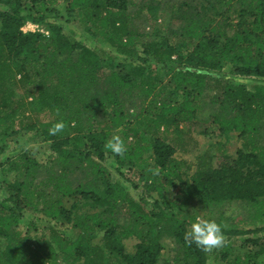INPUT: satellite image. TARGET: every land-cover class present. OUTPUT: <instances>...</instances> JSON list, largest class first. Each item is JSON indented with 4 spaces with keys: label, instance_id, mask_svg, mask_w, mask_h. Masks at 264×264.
<instances>
[{
    "label": "trees",
    "instance_id": "16d2710c",
    "mask_svg": "<svg viewBox=\"0 0 264 264\" xmlns=\"http://www.w3.org/2000/svg\"><path fill=\"white\" fill-rule=\"evenodd\" d=\"M0 4V154L20 133L50 143L45 162L25 148L0 165L13 175L0 200V264H264V237L251 235L259 228L207 215L243 203L264 219V0H176L168 30L151 35L139 28L145 12H159L151 1ZM64 14L109 50L71 38ZM227 65L257 81L229 77ZM207 110L242 146L218 166L199 156L191 173L175 154ZM113 136L122 154L106 146ZM124 181L145 188L138 200ZM39 217L50 219L48 233L34 234ZM196 217L243 238L211 252L185 239Z\"/></svg>",
    "mask_w": 264,
    "mask_h": 264
},
{
    "label": "rangeland",
    "instance_id": "374dc122",
    "mask_svg": "<svg viewBox=\"0 0 264 264\" xmlns=\"http://www.w3.org/2000/svg\"><path fill=\"white\" fill-rule=\"evenodd\" d=\"M136 3H140L142 0H133ZM145 1H151L156 5L160 6L159 12L157 13L156 18H149L146 12L143 14L142 18H139V28L146 34L151 35L152 32L155 30L160 31V33H164L168 30V27L170 26V22L172 21V9L173 4L176 2V0H145ZM2 4H0V9L2 8ZM136 9V8H134ZM60 22L63 24L65 31L68 33V35L73 39H79L85 42L88 46L94 48V49H108L104 45V42L100 39H95L89 36L87 33H85L82 29L81 24L76 19H70L68 20V16L64 14ZM24 31H36L41 30L43 32H46L45 27H39L37 24L33 23H27L23 27ZM119 59H122L121 55H118ZM223 73L227 74L229 77H232L233 79H243L245 82H247L249 85L255 83L257 81L254 77H241L239 75H236L233 73L231 69V65H227L223 69ZM208 110L205 112L203 117V122L198 123L195 126V130L187 134V148L188 150L186 152H180L178 151L175 154V157L177 159H180L182 161H186L187 164L190 166L191 173L195 169V164L199 156H204L205 161L211 163L212 165L218 166L222 162L226 161V158L230 155H234L235 151L242 146V139L238 136L237 132H231L229 134H223L220 132L218 126L210 123L208 118ZM186 128V127H184ZM25 148H28L31 150L32 154L41 162H45L47 159V156L50 152V143L49 142H40V141H30L28 139V136L25 134H18L13 137H11L8 140V146L5 149V152L3 154H0V165L6 161L9 157L15 156L19 153V151L24 150ZM107 166L111 167V170L113 171L114 175L119 177L117 172L114 171V164L115 161L113 157H108L106 160ZM13 175H7L3 173L2 168L0 166V200L3 199L8 195L7 191V182L12 179ZM123 184L126 186V188L131 192V194L135 197L136 200L139 199V197L144 193L145 188L139 187L135 188L132 186L129 182H123ZM148 196V200L150 202L153 201V198L150 197V195L146 194ZM208 216H212L215 218H220L223 223L228 224L230 227L238 228V229H255L259 228V232L252 233L251 235L256 236H262L264 237V219H258L257 221H254V214L253 211L246 206L243 203H233L230 205H226L223 208L215 211L214 213H208ZM207 216V217H208ZM128 218L127 215H123L122 220H126ZM203 220V218H201ZM39 223V231L34 234L42 235L43 233H48V223L50 221L49 218L45 217H39L37 218ZM243 238V236H233L231 238L223 236V240L220 245L211 246L210 250L211 252L217 251L222 247L223 243H226L227 241H231L233 239L239 241ZM101 235L99 234L96 237V241H100ZM126 243L128 249L130 251H133L135 248L136 243L138 242V239L135 237L127 238L124 240ZM4 240L0 239V249L3 248ZM239 245V244H238ZM166 253L168 255L172 254V250H174L177 246L175 242H173L171 239H168L166 242ZM238 246L234 248L235 252H244V249H242ZM233 257V256H232ZM111 264H116L114 259H112ZM209 264H227L225 261H223L220 257H217L216 259L209 262Z\"/></svg>",
    "mask_w": 264,
    "mask_h": 264
},
{
    "label": "clouds",
    "instance_id": "9594fccd",
    "mask_svg": "<svg viewBox=\"0 0 264 264\" xmlns=\"http://www.w3.org/2000/svg\"><path fill=\"white\" fill-rule=\"evenodd\" d=\"M62 127L63 124L58 122L51 131L55 133L60 131ZM106 146L116 154H122L124 151L122 141L118 136H113ZM188 236H191L197 245H202L206 248L220 245L223 240L221 226L213 220H202L200 217H196L195 221L191 224V231L186 233L185 236L186 240Z\"/></svg>",
    "mask_w": 264,
    "mask_h": 264
},
{
    "label": "built area",
    "instance_id": "2783aa9c",
    "mask_svg": "<svg viewBox=\"0 0 264 264\" xmlns=\"http://www.w3.org/2000/svg\"><path fill=\"white\" fill-rule=\"evenodd\" d=\"M38 26V25H37Z\"/></svg>",
    "mask_w": 264,
    "mask_h": 264
}]
</instances>
